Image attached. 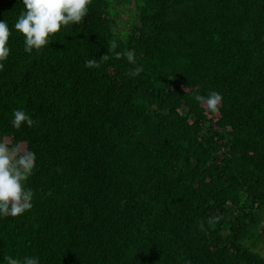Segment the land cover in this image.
Here are the masks:
<instances>
[{"label":"trees","instance_id":"16d2710c","mask_svg":"<svg viewBox=\"0 0 264 264\" xmlns=\"http://www.w3.org/2000/svg\"><path fill=\"white\" fill-rule=\"evenodd\" d=\"M117 1L27 54L23 5L0 0V140L36 156L0 261L264 264V0H131L124 33ZM211 91L215 113L194 98ZM18 109L31 127L12 128Z\"/></svg>","mask_w":264,"mask_h":264},{"label":"clouds","instance_id":"9594fccd","mask_svg":"<svg viewBox=\"0 0 264 264\" xmlns=\"http://www.w3.org/2000/svg\"><path fill=\"white\" fill-rule=\"evenodd\" d=\"M23 5L14 24V30L23 36L24 52L31 54L39 52L52 42L50 37L60 32L62 27L81 24L88 15L91 0H18ZM9 26L5 20L0 21V68L10 55ZM119 55L118 53L116 54ZM129 63H135L133 54L127 56ZM95 59L85 61V67L95 68ZM142 71L137 66L132 75H139ZM198 103L206 105L210 113L219 110L222 96L211 91L207 96L195 95ZM32 118L21 109L12 113L11 126L20 130L31 127ZM36 156L31 150L17 144H9L0 140V218L18 217L32 208L33 191L25 187V181L31 175L35 166ZM0 264H40L39 258L25 256L17 259L5 256Z\"/></svg>","mask_w":264,"mask_h":264},{"label":"rangeland","instance_id":"374dc122","mask_svg":"<svg viewBox=\"0 0 264 264\" xmlns=\"http://www.w3.org/2000/svg\"><path fill=\"white\" fill-rule=\"evenodd\" d=\"M129 1H130L129 4H127V5H124L123 0L114 2L116 4V6L114 5L115 10L116 11L121 10V12L124 13L122 20H118V27L115 26V29L119 28V30L123 33L126 32V30H128L129 27L132 26L130 24V20L137 22V14H136V11L134 9L133 2H131V0H129ZM118 2H120V3H118ZM127 19H128V22H125L124 20H127ZM262 247H263L262 255L264 256V245Z\"/></svg>","mask_w":264,"mask_h":264}]
</instances>
